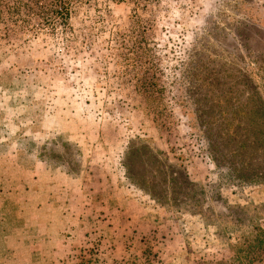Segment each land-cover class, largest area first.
Returning <instances> with one entry per match:
<instances>
[{
	"label": "rangeland",
	"instance_id": "obj_1",
	"mask_svg": "<svg viewBox=\"0 0 264 264\" xmlns=\"http://www.w3.org/2000/svg\"><path fill=\"white\" fill-rule=\"evenodd\" d=\"M58 7L0 0V264H264V0ZM142 46L163 122L99 68Z\"/></svg>",
	"mask_w": 264,
	"mask_h": 264
},
{
	"label": "trees",
	"instance_id": "obj_2",
	"mask_svg": "<svg viewBox=\"0 0 264 264\" xmlns=\"http://www.w3.org/2000/svg\"><path fill=\"white\" fill-rule=\"evenodd\" d=\"M67 4L68 0H59V7L55 8L54 10H51L52 14L66 20L69 15L68 9H65ZM64 31L66 30L64 29ZM86 37L88 39L90 38V32L86 34ZM61 40L65 49H72L73 52H77L78 54L81 53V51H77V48L73 47V44L75 43V37L64 36ZM90 45L92 46L91 42ZM92 58V60L88 58L91 63H93L94 61H98L96 57L94 58V55ZM149 59L150 55L148 53V47L142 46L135 48L134 50H130L127 54H124L121 59H118L117 61H111L110 63H105L104 65L99 66V68L102 69L103 77H107L109 80H111V84H116V87L118 86V81L120 80V78H132V80H129L128 83H132V86L134 87L132 89V93L135 97V107H139L141 110L147 109L149 112L147 113V115L152 116L155 122H163L166 118L167 112L161 102V91L159 89H156V83L154 81H151V79L148 77L146 71L148 67H145L144 72L140 74V69L142 68L138 63L142 62L144 64H147V61ZM91 68V70L96 71L98 70V65H91ZM102 80V77H100L99 81ZM250 108L251 107H248V104H243L240 108L237 109V111H235V113H242L244 115L250 113L258 117H264V107L262 105V109L260 110L256 108H254V110H251ZM242 130L244 132H248V137H252L253 145L257 143L258 148L260 136H262V134L264 133V124L257 123L253 119H250L249 123H244ZM246 146L247 145H245V142H241V148H245ZM236 155L237 157L241 156V158H243L247 154L240 153L239 150H237ZM250 155L252 156L253 154ZM248 168V165H245L241 169L233 167V172L236 173L241 171L242 173L240 177H243L244 174L252 175V173H255L254 171H251ZM259 174V176L264 180V168L262 171H260Z\"/></svg>",
	"mask_w": 264,
	"mask_h": 264
},
{
	"label": "crops",
	"instance_id": "obj_3",
	"mask_svg": "<svg viewBox=\"0 0 264 264\" xmlns=\"http://www.w3.org/2000/svg\"><path fill=\"white\" fill-rule=\"evenodd\" d=\"M5 186L4 185H1V187H0V191L4 188ZM7 198V197H6ZM5 198V196H4V194H2L1 192H0V200H5L6 199ZM55 249H53V251H54Z\"/></svg>",
	"mask_w": 264,
	"mask_h": 264
}]
</instances>
